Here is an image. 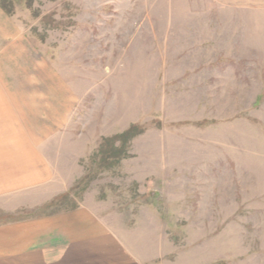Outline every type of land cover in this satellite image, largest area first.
Returning <instances> with one entry per match:
<instances>
[{
  "label": "rangeland",
  "instance_id": "rangeland-1",
  "mask_svg": "<svg viewBox=\"0 0 264 264\" xmlns=\"http://www.w3.org/2000/svg\"><path fill=\"white\" fill-rule=\"evenodd\" d=\"M0 10V93L32 104L49 169L43 183H0V223L57 218L55 236L86 242L63 217H89L104 247L75 264H264V0ZM131 125L124 157L102 159V140ZM65 245L55 252L75 256Z\"/></svg>",
  "mask_w": 264,
  "mask_h": 264
},
{
  "label": "crops",
  "instance_id": "crops-1",
  "mask_svg": "<svg viewBox=\"0 0 264 264\" xmlns=\"http://www.w3.org/2000/svg\"><path fill=\"white\" fill-rule=\"evenodd\" d=\"M9 23L7 16L0 10V40L10 37V30H4ZM2 85L0 80V87ZM26 102L23 94L19 96L0 93V183H7L8 186L22 184L27 187L32 183L46 182L49 177L47 161L40 151L42 134L34 138L33 130L30 126L26 127L25 115H32V104L28 105L29 113L25 114ZM29 102L32 103L31 100ZM11 188L13 187H8V190ZM64 216L63 221L68 224L69 229L82 228V231H86L82 235L86 242L80 241L77 231H73L68 239L61 235L55 236L54 232L61 234L57 218L3 222L0 223V264H75L86 261L80 258L81 249L89 246L100 249L104 247L105 234L101 230L96 231L93 227L96 224L90 222L89 217L86 218L80 213ZM76 216H83L85 220ZM80 220L84 221V226ZM64 240H67V245ZM84 243L88 246H83ZM64 245L73 247L75 256H60L58 251L55 252V249L59 250ZM46 252L51 255L45 254Z\"/></svg>",
  "mask_w": 264,
  "mask_h": 264
},
{
  "label": "trees",
  "instance_id": "trees-1",
  "mask_svg": "<svg viewBox=\"0 0 264 264\" xmlns=\"http://www.w3.org/2000/svg\"><path fill=\"white\" fill-rule=\"evenodd\" d=\"M141 130L137 125H131L128 129L119 133L111 138H104L100 144L99 153L102 159L110 158L112 161L117 162L120 158L124 157L126 146L129 140ZM119 142V145H116ZM105 161V160H104ZM113 163V162H111Z\"/></svg>",
  "mask_w": 264,
  "mask_h": 264
}]
</instances>
